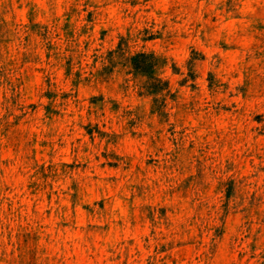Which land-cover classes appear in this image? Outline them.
<instances>
[{
  "label": "rangeland",
  "instance_id": "374dc122",
  "mask_svg": "<svg viewBox=\"0 0 264 264\" xmlns=\"http://www.w3.org/2000/svg\"><path fill=\"white\" fill-rule=\"evenodd\" d=\"M0 264H264V0H0Z\"/></svg>",
  "mask_w": 264,
  "mask_h": 264
}]
</instances>
